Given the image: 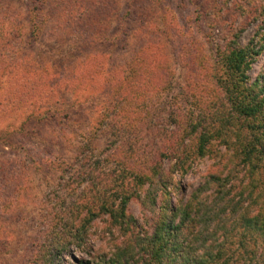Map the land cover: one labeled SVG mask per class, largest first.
Listing matches in <instances>:
<instances>
[{
  "label": "trees",
  "instance_id": "1",
  "mask_svg": "<svg viewBox=\"0 0 264 264\" xmlns=\"http://www.w3.org/2000/svg\"><path fill=\"white\" fill-rule=\"evenodd\" d=\"M259 16H244L250 18L246 24ZM232 28L230 23L215 46L211 69L202 65L184 79V107L161 102L170 81L149 43L136 47L125 64L109 68L102 120L111 141L96 154L85 142L73 164L60 171L59 184L72 199L68 214L49 221L50 231L19 264H264V80L248 76L264 34L256 32L240 46L244 27ZM6 48L0 67L19 68L16 48ZM90 57L77 64L76 75L72 69L55 80L42 77L36 90L74 88L76 79L101 68L99 56ZM141 129L152 132V151H145L136 134ZM203 158L214 161L213 169L184 202L159 207L149 233L125 213L140 192L141 206L154 213L171 176L185 175ZM238 171L244 180L235 184ZM99 218L107 223L109 251L73 258L72 249L82 251Z\"/></svg>",
  "mask_w": 264,
  "mask_h": 264
},
{
  "label": "rangeland",
  "instance_id": "2",
  "mask_svg": "<svg viewBox=\"0 0 264 264\" xmlns=\"http://www.w3.org/2000/svg\"><path fill=\"white\" fill-rule=\"evenodd\" d=\"M249 14L260 16L246 24ZM230 23L232 29L244 27L240 46L256 32L264 34V0H0V51L16 48L13 56L21 63L0 67V264L27 259L50 231L49 221L66 217L72 199L59 184L60 171L73 164L78 148L88 142L96 154L111 141L102 120L109 68L125 64L136 47L149 43L170 81L161 102L184 107L179 95L184 79L202 65L211 69L214 48ZM92 55L99 56L101 68L76 79L74 88L36 90L42 77L55 80L72 69L76 75L77 64ZM248 76L264 80V43ZM136 134L145 151L154 149L152 132ZM213 163L203 158L185 175L173 174L154 213L141 206L142 192L125 213L149 233L159 207L184 202ZM168 167L163 161V173ZM240 180L242 171L233 181ZM101 220L92 223L82 251L72 249L73 258L109 251L107 223Z\"/></svg>",
  "mask_w": 264,
  "mask_h": 264
}]
</instances>
